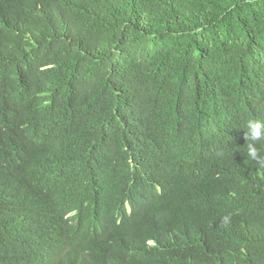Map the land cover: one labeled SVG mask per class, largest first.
<instances>
[{"label": "trees", "instance_id": "obj_1", "mask_svg": "<svg viewBox=\"0 0 264 264\" xmlns=\"http://www.w3.org/2000/svg\"><path fill=\"white\" fill-rule=\"evenodd\" d=\"M258 87L264 0H0V264H264V227L198 261L202 138Z\"/></svg>", "mask_w": 264, "mask_h": 264}, {"label": "clouds", "instance_id": "obj_2", "mask_svg": "<svg viewBox=\"0 0 264 264\" xmlns=\"http://www.w3.org/2000/svg\"><path fill=\"white\" fill-rule=\"evenodd\" d=\"M231 125L202 138L205 160L221 171L225 180L218 179L215 196L205 202L218 219L198 231L203 241L198 261L216 249L236 251L250 234L264 227V87L243 91L232 111ZM172 137H163L155 150L160 157L171 147ZM55 142L49 137L44 159L46 170L53 171ZM154 233L151 222L138 228L139 232ZM201 237V238H202ZM200 238V239H201ZM198 240L183 242L169 258L168 264H195L184 251ZM148 246L154 242L148 240Z\"/></svg>", "mask_w": 264, "mask_h": 264}]
</instances>
